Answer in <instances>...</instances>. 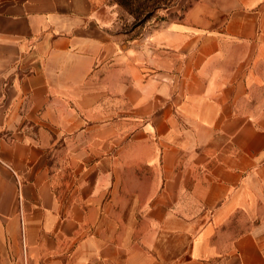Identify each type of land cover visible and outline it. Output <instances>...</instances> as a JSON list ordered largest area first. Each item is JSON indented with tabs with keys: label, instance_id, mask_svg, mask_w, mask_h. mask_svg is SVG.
Returning a JSON list of instances; mask_svg holds the SVG:
<instances>
[{
	"label": "crops",
	"instance_id": "obj_1",
	"mask_svg": "<svg viewBox=\"0 0 264 264\" xmlns=\"http://www.w3.org/2000/svg\"><path fill=\"white\" fill-rule=\"evenodd\" d=\"M0 264H264V0H0Z\"/></svg>",
	"mask_w": 264,
	"mask_h": 264
},
{
	"label": "rangeland",
	"instance_id": "obj_2",
	"mask_svg": "<svg viewBox=\"0 0 264 264\" xmlns=\"http://www.w3.org/2000/svg\"><path fill=\"white\" fill-rule=\"evenodd\" d=\"M111 14L114 29L134 39L147 37L169 21L182 18L193 0H93ZM120 221V219H118ZM133 220V219H126ZM118 221V222H119Z\"/></svg>",
	"mask_w": 264,
	"mask_h": 264
}]
</instances>
